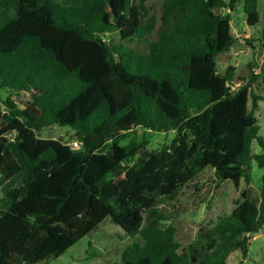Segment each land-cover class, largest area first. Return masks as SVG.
Segmentation results:
<instances>
[{
    "label": "trees",
    "instance_id": "obj_1",
    "mask_svg": "<svg viewBox=\"0 0 264 264\" xmlns=\"http://www.w3.org/2000/svg\"><path fill=\"white\" fill-rule=\"evenodd\" d=\"M240 3L165 0L158 39L143 54L127 43L151 35L156 19L144 20L134 0H0V91L9 93L0 101V176L26 173L0 214V264L59 258L106 219L133 239L121 264L247 258L264 229V175L259 202L243 194L197 245L176 240L162 207L197 188L205 169L239 187L251 182L253 160L264 167V98L253 91L264 65L247 79L217 65L236 43ZM258 4L244 0L251 28ZM112 30L119 44L105 39ZM51 126L72 129L80 148L38 137ZM138 128L176 138L149 152L134 139L123 146Z\"/></svg>",
    "mask_w": 264,
    "mask_h": 264
},
{
    "label": "rangeland",
    "instance_id": "obj_2",
    "mask_svg": "<svg viewBox=\"0 0 264 264\" xmlns=\"http://www.w3.org/2000/svg\"><path fill=\"white\" fill-rule=\"evenodd\" d=\"M59 1V0H57ZM141 7V15L144 20L156 19V27L151 35L145 39H134L128 42V46L143 54L148 53L149 45L158 39L161 30V17L165 0H134ZM144 7V9L142 8ZM244 0L238 5L232 14V35L236 38L234 47L228 53L217 57L219 73H224L228 67H233L236 74L247 79L251 72L259 73L264 65V0H259L258 12L260 22L251 28L247 25L246 15L243 10ZM217 13L223 15L229 13V9H218ZM105 39L113 44H119L122 40L118 30H112L106 34ZM255 95L264 98V77L254 85ZM6 90L0 91V101L8 96ZM251 106V100H250ZM258 124L261 127L260 134L264 137V101H260V108L256 112ZM39 138L55 139L63 143L71 144L77 141L75 132L69 127L51 126L37 132ZM176 138L175 131L152 132L144 128H138L128 134L122 145H127L131 139L141 147V151L159 150L163 145ZM109 151H106L108 153ZM253 152L262 153L261 147L253 144ZM139 157V156H138ZM137 158H134L133 162ZM130 164V163H129ZM251 182L241 183L236 187L232 182L218 180L214 172L205 169L199 174L196 186L183 188L174 201L166 202L162 207L170 222L177 227L176 240L188 246L203 242V235L211 228L220 216L229 214L241 196L245 194L254 203L260 200V189L264 167L261 168L253 160L250 168ZM26 173H20L11 180H5L0 176V214L9 207L7 195L13 188L23 184ZM133 242L120 227L106 219L96 230L81 239L59 258H49L39 264H121L123 251ZM242 261L241 254L232 260V264ZM242 264H264V229L251 237L247 258Z\"/></svg>",
    "mask_w": 264,
    "mask_h": 264
},
{
    "label": "built area",
    "instance_id": "obj_3",
    "mask_svg": "<svg viewBox=\"0 0 264 264\" xmlns=\"http://www.w3.org/2000/svg\"><path fill=\"white\" fill-rule=\"evenodd\" d=\"M70 146L75 148V149H79L80 148V143L78 141H76V142L71 143Z\"/></svg>",
    "mask_w": 264,
    "mask_h": 264
}]
</instances>
